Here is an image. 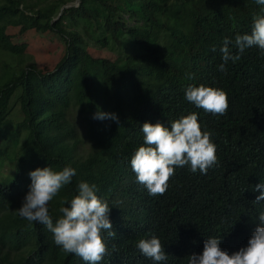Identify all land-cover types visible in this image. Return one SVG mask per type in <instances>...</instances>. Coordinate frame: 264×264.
Listing matches in <instances>:
<instances>
[{"label":"trees","instance_id":"1","mask_svg":"<svg viewBox=\"0 0 264 264\" xmlns=\"http://www.w3.org/2000/svg\"><path fill=\"white\" fill-rule=\"evenodd\" d=\"M74 1L0 0V55L13 57L8 62L0 56V160L3 165L8 157L15 170L10 183L0 184V264H86L63 252L44 224L17 212L30 190L29 173L45 167L76 170L49 204L54 225L59 208L69 206L60 201L78 195L82 181L95 184L111 208L115 236L103 233L108 254L100 264H156L136 247L153 235L168 255L160 264H188L210 237L222 239L229 254L246 247L264 212V201L254 202L260 192L253 191L264 183V51L254 46L240 53L234 40L251 33L264 5ZM11 28L57 36L63 52L54 67L24 62L26 43L15 41ZM225 38L240 59L228 61L222 72ZM190 85L225 91L226 115L188 102ZM97 111L116 114L119 124L93 119ZM193 112L211 133L217 163L206 175L190 165L177 167L167 191L149 195L130 164L144 145L143 124L170 128ZM81 131L91 144L86 152L78 150Z\"/></svg>","mask_w":264,"mask_h":264},{"label":"clouds","instance_id":"2","mask_svg":"<svg viewBox=\"0 0 264 264\" xmlns=\"http://www.w3.org/2000/svg\"><path fill=\"white\" fill-rule=\"evenodd\" d=\"M258 5H264V0H255ZM233 41L225 38L220 48L223 63L219 70L226 72L228 61L240 59L234 55L230 45ZM234 46L240 53L246 48L257 47L264 51V17H256L250 34L236 35ZM213 52L216 48L212 49ZM192 76H189L191 79ZM185 99L213 115H226L229 103L225 91L218 88L188 86ZM93 119H110L119 124V118L114 113L97 111ZM144 145L140 146L131 158L132 171L137 182L143 185L149 195L162 196L168 189V182L175 175L177 167L190 165L193 173L207 174L209 168L217 163L216 145L211 140V133L203 131L198 122L197 113L183 116L170 124V128L162 123H144L142 128ZM76 175V170L65 167L54 172L51 168H37L29 173L30 190L24 197L18 214L31 222L44 224L53 234L54 242L65 253L75 254L86 264H100L108 254V246L103 233L109 237L115 236L109 214L111 208L106 201L97 196L95 184L80 182L78 195L71 201L62 199L59 212L62 216L53 224L49 213V204L61 189L69 185ZM253 191H259L255 203L264 201V183L255 186ZM260 224L264 225V212L258 216ZM221 240L210 237L204 241L202 254L188 256V264H264V227L258 226L248 240L247 246L229 254L221 249ZM136 247L147 258L160 264L167 261L168 255L160 239L153 235L150 239H141Z\"/></svg>","mask_w":264,"mask_h":264},{"label":"rangeland","instance_id":"3","mask_svg":"<svg viewBox=\"0 0 264 264\" xmlns=\"http://www.w3.org/2000/svg\"><path fill=\"white\" fill-rule=\"evenodd\" d=\"M72 3L75 4L76 0ZM58 17L59 16H57L56 18ZM10 32L14 34L15 41L26 43L25 53L22 56V60H24V62L33 63L38 68L44 67L47 70H50L54 67V65L62 55L63 45L58 40L57 36L51 33L39 35L30 30L19 34L18 28H11ZM93 48L95 50L98 49L96 47ZM105 51L106 50H103L102 52L104 53ZM0 56L2 60L5 59L8 62H12V56L4 53H2ZM90 147V142L81 131L79 133L78 150L80 152H86L90 149ZM6 158L8 159V161H4L3 165H1L2 161L0 160V184L10 183L15 176L14 162H12L8 157ZM261 227H264V225L261 224Z\"/></svg>","mask_w":264,"mask_h":264},{"label":"water","instance_id":"4","mask_svg":"<svg viewBox=\"0 0 264 264\" xmlns=\"http://www.w3.org/2000/svg\"><path fill=\"white\" fill-rule=\"evenodd\" d=\"M77 1L78 0H76V3H75V5L77 4ZM67 6H69V5H66L65 7H67ZM61 14V12H59V14H58V16ZM57 19V18H56Z\"/></svg>","mask_w":264,"mask_h":264}]
</instances>
